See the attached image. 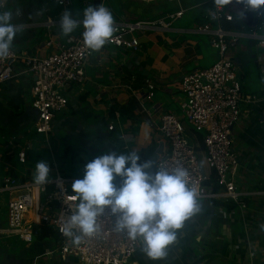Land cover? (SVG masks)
<instances>
[{
    "label": "crops",
    "instance_id": "crops-1",
    "mask_svg": "<svg viewBox=\"0 0 264 264\" xmlns=\"http://www.w3.org/2000/svg\"><path fill=\"white\" fill-rule=\"evenodd\" d=\"M71 1L67 8H58L45 0H9L3 11H10L13 14V23L23 26L12 47L25 50L22 55L42 57L54 50L58 44L64 43L69 35L60 34L58 25L61 15L68 10L74 18L79 19L82 9L86 8L81 0ZM137 1L149 5V8L146 5L139 8ZM91 4L108 8L115 22L164 20L168 26L158 30L134 32L133 36L139 41L136 49L108 44L88 58L84 81L72 85L66 91L68 105L62 112L67 114V117L59 126L68 127L67 134L61 138L67 143L64 157H67L68 152L75 150L71 149L68 143L74 132L77 137L82 138L79 144L82 142L85 146L89 142L87 136H90L95 144L96 140L105 142L103 146L108 152L127 154L129 151H135L140 156L141 163L153 162L151 171H154L157 159L154 154L168 147L159 130L160 117L168 112L181 114L180 103L184 99L179 87L181 80L196 68L211 66L217 59V53L210 46L208 36L193 31L207 20L206 13L212 6V1L91 0ZM180 9L183 10L180 17L174 20L168 18L169 13ZM48 16L58 20L51 28L43 24ZM238 16V12L234 13V18L241 23L243 32L249 33L253 14L249 12L242 19ZM81 31L77 29L70 35L81 34ZM48 41H52L51 47L46 45ZM254 46L259 49L254 50ZM258 52L264 56V44L263 48H260L256 41L249 38L240 39L230 50V56L238 68L237 74L243 95L259 94L264 88V75L260 74L255 65V55ZM16 79L14 82L23 87L25 99L31 79L26 76ZM130 83L131 91L126 88ZM0 92H3L2 95L7 100V96L12 95L15 89H10L9 85L2 86ZM150 93L152 96L148 98ZM1 99L0 95V152L4 153V150L8 149L5 148L6 142L2 140V136L29 137L31 133H27L28 126H31L35 114L31 105L24 104L23 114L15 117ZM240 111L241 121L233 130V142L240 159L237 185L244 193L242 200L246 208L241 210L229 204H216L220 201L216 199H200L199 211L177 230L176 240L168 246L164 258L155 261L149 259L141 246L126 264H195L201 259L204 260L197 264H264V126L259 121V103H241ZM8 115L10 117L7 120ZM90 120H95L96 123L91 124ZM25 123H29L25 126L26 129ZM109 124H113V129H109ZM3 129L9 131L4 132ZM20 129L22 134H19ZM185 131L198 150L204 171L211 173L205 151L198 142V133L188 125H185ZM87 146L90 147V144ZM76 150L80 153L81 147ZM78 159L83 163L82 166L88 162L83 155ZM14 160L15 158L10 165L19 175L27 167L20 170L17 167L20 164ZM27 169V173L33 175L32 171ZM3 172H0V175H3ZM115 183L119 185V178ZM211 188L205 183L203 190L210 192L213 191ZM8 199V194L0 192V206L4 210ZM5 228L6 222L4 225L0 224V231ZM6 239L19 240L15 236L0 235L1 243L7 245L4 242ZM52 247L53 245H49L50 249H54ZM20 258L16 264L20 262ZM43 260L46 264H80L75 257L63 259L59 254H50Z\"/></svg>",
    "mask_w": 264,
    "mask_h": 264
},
{
    "label": "built area",
    "instance_id": "built-area-1",
    "mask_svg": "<svg viewBox=\"0 0 264 264\" xmlns=\"http://www.w3.org/2000/svg\"><path fill=\"white\" fill-rule=\"evenodd\" d=\"M8 1L0 0V11L4 10ZM45 1L58 8H67L72 2ZM211 1L212 6L206 13L207 20L193 31L208 36L210 46L217 53V59L211 66L196 68L181 80L179 87L184 95L180 103L181 114L168 112L160 117L159 130L168 147L158 154L154 171L160 167L169 170L184 167L189 172L190 186L195 187L199 193L198 199L227 200L243 210L246 204L242 200L244 193L237 185L240 159L234 147L233 130L241 121V103H259V121L264 126V88L259 94H242L238 68L230 56V50L242 38L252 39L263 48L264 34L258 31L264 30V16L252 13L253 22L249 33H244L242 28L228 29L223 23L233 21L234 13H239L240 7L229 4L225 11L217 10L213 0ZM81 2L84 7H88L91 0ZM182 14L183 10L180 9L167 16L174 20ZM229 15L233 16V20L228 18ZM57 23L58 20L51 16L43 22L47 28ZM167 26L168 23L164 20H119L115 22L113 36L105 45L136 49L139 41L133 36L134 32L158 30ZM127 35L130 37L126 38ZM52 44V41H48L46 45L51 47ZM23 51L12 47L9 56L0 60V87L23 76L31 79L29 92L35 114L28 130L31 135L7 138L2 136L8 150H5L4 155L0 153V161L2 157L9 156L11 159L15 158L14 161L20 165L27 164L28 153L34 149L35 135L42 137L50 147L49 137L53 131L51 123L57 113L67 108L66 91L72 85L84 81L87 60L94 53L84 46L81 34L69 35L64 43L58 44L54 50L42 57L22 55ZM255 65L260 74L264 75V56L260 53L255 56ZM132 80L133 77L131 82ZM126 88L131 91V83ZM151 96L152 93L147 95L148 98ZM185 125L203 135L206 162L210 172L213 171L215 175V182L219 187L217 192L203 190L210 173L204 171L198 150L186 134ZM113 127V124H109L110 130ZM10 163H6L5 172L12 167ZM54 167V177L43 186H38L29 179L27 170L17 177L6 174L0 176V192H7L9 195L5 207L6 228L0 231V235L15 236L29 244L33 241V226L44 224L59 235L57 252L63 259L75 257L80 264H126L141 247V242L114 233L107 210L97 220L100 228L98 235L84 238L79 245H74L70 238L63 235V225L77 202L71 199L75 195L71 192V184L75 179L62 175L55 163Z\"/></svg>",
    "mask_w": 264,
    "mask_h": 264
},
{
    "label": "clouds",
    "instance_id": "clouds-1",
    "mask_svg": "<svg viewBox=\"0 0 264 264\" xmlns=\"http://www.w3.org/2000/svg\"><path fill=\"white\" fill-rule=\"evenodd\" d=\"M217 10L229 4L240 7L238 18L247 13L264 16V0H213ZM79 19L65 10L58 28L62 36L81 29L84 46L97 52L111 39L115 20L112 12L100 4L82 9ZM230 20L233 16L229 15ZM23 26L13 23L10 11H0V60L6 59L14 39ZM152 161L140 162L135 151H111L94 157L83 166L82 178L73 180L71 192L77 201L63 225V235L79 245L84 238L100 232L98 218L106 214L112 220L111 230L141 242L143 253L151 260L166 256L176 240L177 230L199 211L197 189L190 186L189 172L184 167L155 171ZM50 167L35 164L33 182L43 186L49 181ZM119 178V185L115 181Z\"/></svg>",
    "mask_w": 264,
    "mask_h": 264
},
{
    "label": "rangeland",
    "instance_id": "rangeland-1",
    "mask_svg": "<svg viewBox=\"0 0 264 264\" xmlns=\"http://www.w3.org/2000/svg\"><path fill=\"white\" fill-rule=\"evenodd\" d=\"M145 5L147 8H149V5L137 1V6L139 8H143ZM148 18H151V17H148ZM258 33L262 34L264 33V30H260L258 31ZM258 49L254 46V50H258ZM26 77L30 79L29 76H26ZM2 94L3 92H0V95L2 96L1 101L4 102L7 106V100L3 97ZM25 95H26L25 104L29 106L31 105L30 92L28 91V94L26 93ZM95 114L97 115L96 112ZM9 117L10 116L8 115L7 120L9 119ZM66 117H67V114H64V112H59L56 114L55 118L53 119L51 123L53 133H51L49 137L50 147H48L47 143L43 140L42 137L37 136V135L34 136V149L30 150L28 153L30 157L28 159L27 164L17 166L20 170L22 168L27 167L33 173L35 169V164L37 162L44 161L50 167L49 179L54 177V169H55L54 163L56 164L57 169L60 170L59 172L62 175L78 179V178H82L83 176V172L81 171L83 167L82 166L83 163L78 159L81 155H83L85 159L89 161L93 159L94 157L108 153L107 148L105 149V147L103 146L105 145V142H103L102 140H98V141L96 140V144H95L94 141H91L90 139L91 137L87 136L88 141H89L87 145L90 144V147H88L87 145L85 146V144L83 145L82 142L81 144H79V141H81L82 138L77 137V135L74 132H72L71 139H69L68 143L69 145H71V149L73 148L76 150L77 148L81 147L80 153L82 154H80L78 150L76 151L73 150L70 153L68 152L67 157H64L65 148L67 146V143H64L61 138L67 134L68 127H63V126L59 127V126ZM90 122L91 124L96 123L95 120H90ZM28 125L29 123H25L24 127L25 126L27 127ZM20 128L24 129L23 127H20ZM91 128H90V131L93 132V129ZM22 129L19 130V134H22V132H20L22 131ZM28 129H30V125L28 126ZM3 131L8 132L9 129H3ZM3 150L1 151L4 152L5 150L4 151ZM2 154H5V152ZM71 156H74L75 158H77V162L74 165L71 164V158H70ZM27 168L26 170L29 171ZM29 175H30L29 177L33 176L30 174V172H29ZM0 176H3V175H0ZM4 193L7 194V192H4ZM198 201H201V200L198 199ZM6 219H7L6 211L4 210V208H1L0 206V224L4 225L6 222ZM6 240L7 241H4V242L7 245L0 242V264H16L15 262L20 257H21L20 258L21 260L18 264H46L43 258H46L50 254H54L57 256L59 254L57 252L58 246L52 239H47L46 242H43V243H40L39 241L37 240L35 241L33 239V241L29 244L22 242L20 240H17V239H9V240L6 239ZM49 245L50 246L53 245L52 248L54 249H50ZM24 259H26L27 261H24Z\"/></svg>",
    "mask_w": 264,
    "mask_h": 264
},
{
    "label": "trees",
    "instance_id": "trees-1",
    "mask_svg": "<svg viewBox=\"0 0 264 264\" xmlns=\"http://www.w3.org/2000/svg\"><path fill=\"white\" fill-rule=\"evenodd\" d=\"M223 26L226 28H230V29H240L242 27L241 23L238 22L236 19H234L231 22H224ZM14 80L15 79L9 81L5 85L6 87H8V85H9L10 89L11 88L15 89V92L12 95L7 96V106L12 111V113L15 117H19L24 112V109L22 107L25 104V99H24V95H23L24 93H23L22 85L16 84L14 82ZM32 135H34V134H32ZM197 138H198V142L200 144V147L202 149H204L202 133H198ZM11 161H12V159L9 156L2 157V161H0V172H3L4 167H5V163H10ZM76 162H77V159L74 156H72L71 157V164L74 165ZM81 171L83 172V170H81ZM3 173H4V175L6 174V175L11 176V177H17V174L15 173V170L13 169V167H10L8 169V171L3 172ZM65 177H67V176H65ZM28 178L33 180L32 177H28ZM205 183L207 185H210L212 187L211 189L214 192L219 191V187L216 185V182H215V175H214L213 171H211L209 179ZM220 203L229 204V206H231V207L235 206V204H232L231 201H227V200H223V201L220 200V201L216 202V204H220ZM230 204H232V205H230ZM33 239L35 241L37 240L39 242L46 241L47 239H52L56 243H58L59 242V235L51 227H48L44 224H36L33 226ZM57 246H58V244H57ZM202 260H204V259L196 261L195 264H197L198 262H201Z\"/></svg>",
    "mask_w": 264,
    "mask_h": 264
},
{
    "label": "water",
    "instance_id": "water-1",
    "mask_svg": "<svg viewBox=\"0 0 264 264\" xmlns=\"http://www.w3.org/2000/svg\"><path fill=\"white\" fill-rule=\"evenodd\" d=\"M160 153V151H157L154 156L157 158L158 154Z\"/></svg>",
    "mask_w": 264,
    "mask_h": 264
}]
</instances>
